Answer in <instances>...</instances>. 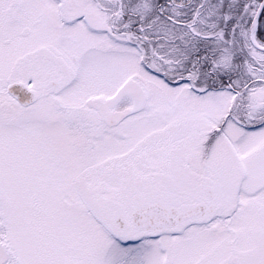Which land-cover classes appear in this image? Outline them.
<instances>
[{
    "label": "snow or ice",
    "instance_id": "snow-or-ice-1",
    "mask_svg": "<svg viewBox=\"0 0 264 264\" xmlns=\"http://www.w3.org/2000/svg\"><path fill=\"white\" fill-rule=\"evenodd\" d=\"M0 264H264V0H0Z\"/></svg>",
    "mask_w": 264,
    "mask_h": 264
}]
</instances>
